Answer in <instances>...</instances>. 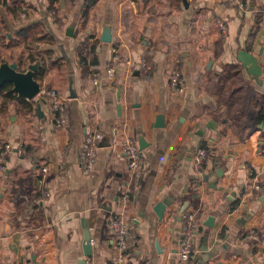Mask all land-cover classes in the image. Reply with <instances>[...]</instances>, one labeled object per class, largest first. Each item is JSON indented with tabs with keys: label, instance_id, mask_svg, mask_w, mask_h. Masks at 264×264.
<instances>
[{
	"label": "crops",
	"instance_id": "1",
	"mask_svg": "<svg viewBox=\"0 0 264 264\" xmlns=\"http://www.w3.org/2000/svg\"><path fill=\"white\" fill-rule=\"evenodd\" d=\"M243 1L0 0V62L36 65L38 86L66 107L58 127L47 94L0 91V141L11 145L0 148V264H109L108 217L130 180L125 137L143 174L124 209L135 243L122 264H264V0ZM80 51L115 73L95 85ZM93 129L103 137L84 175L78 150ZM184 211L199 224L188 261L177 255Z\"/></svg>",
	"mask_w": 264,
	"mask_h": 264
},
{
	"label": "built area",
	"instance_id": "2",
	"mask_svg": "<svg viewBox=\"0 0 264 264\" xmlns=\"http://www.w3.org/2000/svg\"><path fill=\"white\" fill-rule=\"evenodd\" d=\"M238 6L243 7V0H234ZM3 3L6 4L7 0H2ZM26 13L24 11L19 13L17 18L23 19L25 18ZM216 24L222 33L226 30V25L221 19H216ZM83 54L86 58L89 75L91 81L95 85L99 84V79L101 75L112 76L116 71V66L109 65L104 68H98L95 64L90 62V56L87 51H83ZM115 60L118 58L117 52L114 51ZM140 68L136 69L137 72L133 75H139L140 71L144 68H148L150 65L149 57L144 55L141 59ZM169 84L171 91L176 94L181 92L183 88V79L181 77V71L176 61V64L171 67V72L169 76ZM39 93L47 94L50 97V107L53 112V123L55 126H62L66 122V107L64 99L61 95L57 93L54 88L51 89H43L39 87ZM103 137V134L97 129H93L84 134L83 139L81 140L79 150H78V158L81 164V170L84 175L89 174L92 170V167L95 163L98 149V142ZM119 145L120 150L125 154L127 161V169L130 171V180L125 185V190L119 196V205L120 209H116L110 212L108 217V223H110L111 230V249L109 255V264H122L124 262L125 254L130 245L135 243V236L133 232V224L130 220L125 216L124 209L126 208V204L130 201L131 194L133 192L134 187L139 183L141 176L143 174V162L141 151L138 150L136 143L125 137L123 141L117 140L116 142ZM0 148H4L5 150H10L11 145L9 143H2L0 141ZM196 154L195 164L199 165L204 157L206 156V150L204 148H198ZM17 152H20L21 149L17 148ZM43 171H46L47 168L43 167ZM251 173V171H250ZM257 190H260V185H255ZM46 196L49 193L43 192ZM182 224L180 227V237H179V246L177 250V255L181 260L188 261L191 260L194 256V244L195 237L198 232V222L195 221V216L191 212L184 211L182 213Z\"/></svg>",
	"mask_w": 264,
	"mask_h": 264
},
{
	"label": "water",
	"instance_id": "3",
	"mask_svg": "<svg viewBox=\"0 0 264 264\" xmlns=\"http://www.w3.org/2000/svg\"><path fill=\"white\" fill-rule=\"evenodd\" d=\"M34 64L29 65V70L22 72L16 69V65L2 63L0 64V86L3 82L9 81L12 83V89L17 92L19 95H22L27 98L33 97L39 90V86L36 81L33 79L32 70L35 69ZM83 241L82 248L83 254L90 256L92 253V244L90 242L91 235L89 232V225L86 220L81 223Z\"/></svg>",
	"mask_w": 264,
	"mask_h": 264
},
{
	"label": "trees",
	"instance_id": "4",
	"mask_svg": "<svg viewBox=\"0 0 264 264\" xmlns=\"http://www.w3.org/2000/svg\"><path fill=\"white\" fill-rule=\"evenodd\" d=\"M55 1H58V0H49V5H48V9H54L55 7H54V2ZM90 2H93L94 0H89ZM3 5L5 6L6 4L5 3H3ZM20 33L21 34H24L25 33V31H24V29H21L20 30ZM86 44L87 43H85L84 44V46H86ZM30 57L32 58L33 57V55H31V54H29L28 55V57L27 58H29L30 59ZM79 64H82V69H83V72L85 73L86 71H87V68H88V66H87V63H85L86 61V58H85V56H84V54H83V52L81 53V51L79 52ZM90 61H91V63H93V64H96L95 62V58H94V55L93 54H91V56H90ZM0 63H6V61H2L1 60V62ZM33 64V63H32ZM29 65H31V64H29ZM28 65V66H29ZM17 70H18V68H17ZM32 73L34 74V77L36 78L37 77V75H38V72L34 69V70H32ZM0 91L2 92V94H3V97L4 98H13V97H15L16 96V92L12 89V83L11 82H9V81H5V82H3L2 83V85L0 86ZM259 113H261V115H260V119L262 120V119H264V111H260Z\"/></svg>",
	"mask_w": 264,
	"mask_h": 264
},
{
	"label": "rangeland",
	"instance_id": "5",
	"mask_svg": "<svg viewBox=\"0 0 264 264\" xmlns=\"http://www.w3.org/2000/svg\"><path fill=\"white\" fill-rule=\"evenodd\" d=\"M17 49H19V47H16L15 49H14V51H16ZM17 53V52H16ZM18 54V53H17ZM4 55V57H10V56H8L7 54H3ZM15 57H20L19 55H17L16 56V54H15ZM13 64H15V61H11Z\"/></svg>",
	"mask_w": 264,
	"mask_h": 264
}]
</instances>
